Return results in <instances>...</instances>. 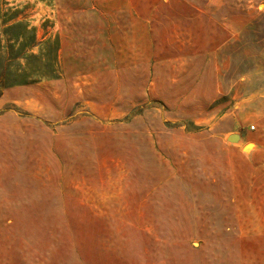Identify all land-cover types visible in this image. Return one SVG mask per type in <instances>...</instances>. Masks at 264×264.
Segmentation results:
<instances>
[{
  "label": "rangeland",
  "instance_id": "obj_1",
  "mask_svg": "<svg viewBox=\"0 0 264 264\" xmlns=\"http://www.w3.org/2000/svg\"><path fill=\"white\" fill-rule=\"evenodd\" d=\"M32 35L60 77L0 86V256L221 264L233 193L264 232V0H0L12 72Z\"/></svg>",
  "mask_w": 264,
  "mask_h": 264
},
{
  "label": "crops",
  "instance_id": "obj_2",
  "mask_svg": "<svg viewBox=\"0 0 264 264\" xmlns=\"http://www.w3.org/2000/svg\"><path fill=\"white\" fill-rule=\"evenodd\" d=\"M204 11V10H203ZM251 148V144L248 143L245 146ZM244 146V148H245ZM248 149V150H249ZM246 150V151H248ZM234 195L227 197L223 196V206L225 211V203L227 211L224 212V221H228L227 225L223 229V251L220 255L221 264H264V232L250 235L248 237L245 233V214L241 213L240 205L242 197L240 194L233 193ZM226 199V200H225ZM231 199L235 205H238V212L231 215ZM148 215H151L150 213ZM237 221L236 227L231 226V221ZM244 221V222H243ZM248 239H251L254 247L251 250L246 248V243ZM1 252V251H0ZM11 252V251H10ZM7 251L0 256V264H22L21 254L18 256L15 255H6Z\"/></svg>",
  "mask_w": 264,
  "mask_h": 264
},
{
  "label": "trees",
  "instance_id": "obj_3",
  "mask_svg": "<svg viewBox=\"0 0 264 264\" xmlns=\"http://www.w3.org/2000/svg\"><path fill=\"white\" fill-rule=\"evenodd\" d=\"M27 25L24 26L22 32H28ZM21 53L20 58L22 63L18 68V72L10 70V57L2 60L0 57V86L9 87L12 85H27L39 82L41 80L58 79L60 77L57 70L56 61L54 58L55 48L50 40L40 42L36 40V36H30V40H25L20 43ZM36 45L42 46V51L39 53L32 52ZM11 49L6 50V54L11 56ZM12 57V56H11ZM6 59V60H5ZM9 69V70H8Z\"/></svg>",
  "mask_w": 264,
  "mask_h": 264
},
{
  "label": "water",
  "instance_id": "obj_4",
  "mask_svg": "<svg viewBox=\"0 0 264 264\" xmlns=\"http://www.w3.org/2000/svg\"><path fill=\"white\" fill-rule=\"evenodd\" d=\"M239 139H240V136L236 133L229 134L227 137V140L230 142H237L239 141Z\"/></svg>",
  "mask_w": 264,
  "mask_h": 264
}]
</instances>
